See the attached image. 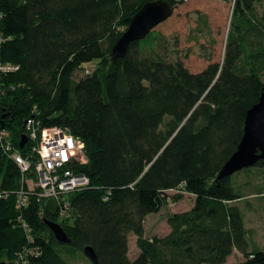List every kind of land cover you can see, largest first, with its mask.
<instances>
[{
  "label": "trees",
  "instance_id": "obj_1",
  "mask_svg": "<svg viewBox=\"0 0 264 264\" xmlns=\"http://www.w3.org/2000/svg\"><path fill=\"white\" fill-rule=\"evenodd\" d=\"M149 1L0 0V53L19 67L0 97L3 125L24 156L30 146L18 138L32 113L66 129L85 145L87 163L76 170L90 179L63 200L33 196L19 212L21 172L0 149V186L9 194L0 200V264H71L59 245L83 254L91 246L98 264H224L234 249L244 256L238 264H264V250L248 251L234 205L243 197L231 177L217 179L264 87L260 0H234L222 61L209 58L198 72L154 48L144 54L151 32L113 62L112 47ZM167 1L174 8L185 0ZM176 193L193 195V206L168 216V234L147 237L145 218L183 197ZM46 220L70 243L58 242ZM130 233L139 250L132 259Z\"/></svg>",
  "mask_w": 264,
  "mask_h": 264
},
{
  "label": "rangeland",
  "instance_id": "obj_2",
  "mask_svg": "<svg viewBox=\"0 0 264 264\" xmlns=\"http://www.w3.org/2000/svg\"><path fill=\"white\" fill-rule=\"evenodd\" d=\"M234 0H185L174 6L173 14L157 25L142 41L144 54L165 53L170 60L180 59L192 71L202 70L211 61H222L226 46L227 33L232 18ZM260 17L264 14V0L256 4ZM97 61L88 62L89 69ZM83 76L77 71L75 78ZM264 81V73L262 74ZM235 193L242 196L234 203L241 210L245 227L248 229V251L264 250V168L251 166L231 176ZM175 192H171L172 197ZM183 194L180 200L169 199L161 210L151 213L147 221L148 235H164L168 231L167 218L175 211L187 210L191 207V196ZM63 258L71 264H92L80 251L70 245L58 246ZM136 235L129 234V258L137 252ZM244 256L235 253L224 264H238Z\"/></svg>",
  "mask_w": 264,
  "mask_h": 264
},
{
  "label": "built area",
  "instance_id": "obj_3",
  "mask_svg": "<svg viewBox=\"0 0 264 264\" xmlns=\"http://www.w3.org/2000/svg\"><path fill=\"white\" fill-rule=\"evenodd\" d=\"M2 13L0 12V18ZM0 36V43L4 41ZM18 65L5 62L0 53V97L6 92L5 79L18 70ZM87 72V71H86ZM0 118V149L7 154L21 172V186L16 192L17 209L22 212L30 203V198L64 199L66 195L80 191L90 184L89 177L76 170V166L87 163L83 141L66 129L58 126H44L34 113L24 122V132L30 150L24 156L14 144L10 131ZM19 142L21 136L18 138ZM0 186V200L8 196ZM68 205L61 206V215H66ZM19 220L22 222V216ZM23 226H26L23 223ZM24 255V253H23ZM16 264H21L18 261Z\"/></svg>",
  "mask_w": 264,
  "mask_h": 264
},
{
  "label": "water",
  "instance_id": "obj_4",
  "mask_svg": "<svg viewBox=\"0 0 264 264\" xmlns=\"http://www.w3.org/2000/svg\"><path fill=\"white\" fill-rule=\"evenodd\" d=\"M173 10V6L167 0H154L145 3L133 15L129 26L112 47L110 56L113 62L125 56L132 42L144 39L157 25L171 17ZM26 142V135H22L19 146L22 148ZM259 160L264 162V87L258 102L248 109L243 136L237 149L220 169L217 179L231 177L244 168L254 166ZM45 223L58 242L70 243V238L59 223L47 220ZM84 254L93 264H98L97 255L91 246L84 248Z\"/></svg>",
  "mask_w": 264,
  "mask_h": 264
},
{
  "label": "crops",
  "instance_id": "obj_5",
  "mask_svg": "<svg viewBox=\"0 0 264 264\" xmlns=\"http://www.w3.org/2000/svg\"><path fill=\"white\" fill-rule=\"evenodd\" d=\"M186 194H188L189 196H191V200H192V202H191V207L193 206V203H194V196L193 195H191V194H189V193H186ZM191 207L189 208V209H191ZM189 209H187V210H189ZM187 210H181V211H175V212H173V213H177V212H184V211H187ZM151 215H147V217L145 218V222H144V225H145V235L147 236V237H149V238H151V237H153L154 235H159L160 236V234H153V235H148V233H147V229H148V226H147V221H148V218L150 217ZM168 227H169V225H168ZM170 232V227L168 228V231L164 234V235H166V234H168ZM137 252L135 253V255H137L138 253H139V250H138V248H137V250H136ZM235 251H237V252H239L238 250H236V249H234L233 250V253L228 257V259L235 253ZM228 259H227V261H228ZM242 260H243V258H242ZM241 260V261H242ZM227 261L225 262V263H227ZM240 262V261H239Z\"/></svg>",
  "mask_w": 264,
  "mask_h": 264
}]
</instances>
